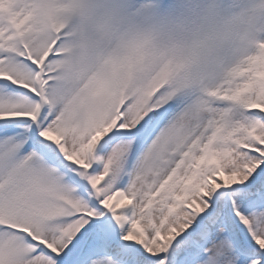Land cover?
Segmentation results:
<instances>
[{
	"label": "snow or ice",
	"instance_id": "6c2138e0",
	"mask_svg": "<svg viewBox=\"0 0 264 264\" xmlns=\"http://www.w3.org/2000/svg\"><path fill=\"white\" fill-rule=\"evenodd\" d=\"M0 264H264V0H0Z\"/></svg>",
	"mask_w": 264,
	"mask_h": 264
},
{
	"label": "clouds",
	"instance_id": "9594fccd",
	"mask_svg": "<svg viewBox=\"0 0 264 264\" xmlns=\"http://www.w3.org/2000/svg\"><path fill=\"white\" fill-rule=\"evenodd\" d=\"M181 0H173V3L179 4ZM154 23H162L166 25V36L170 35L177 41L185 40L194 29H203L214 35H219L224 29V19L219 17L202 19L197 17H177L175 20H161ZM200 53H193V61L200 59Z\"/></svg>",
	"mask_w": 264,
	"mask_h": 264
}]
</instances>
